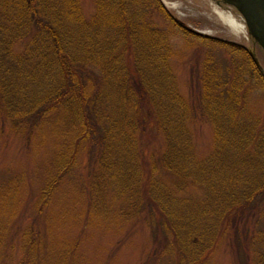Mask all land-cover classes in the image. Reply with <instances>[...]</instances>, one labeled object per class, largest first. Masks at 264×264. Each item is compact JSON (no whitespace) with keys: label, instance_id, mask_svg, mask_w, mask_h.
<instances>
[{"label":"trees","instance_id":"16d2710c","mask_svg":"<svg viewBox=\"0 0 264 264\" xmlns=\"http://www.w3.org/2000/svg\"><path fill=\"white\" fill-rule=\"evenodd\" d=\"M153 11L169 23L153 21ZM174 33L239 56L206 52L203 58L198 103L212 126L204 158L193 153L190 106L169 62ZM257 82L264 85V77L244 45L196 34L160 0H95L89 16L79 0H0V121L32 131L56 115L77 139L90 135V149L99 147L96 174L109 179L113 169L125 171L114 193L135 211L162 212L157 225L191 259L225 234L236 244L239 237L253 244L262 239L264 248V114L248 101ZM146 129L164 142L148 168L141 160ZM70 148L56 154L36 207L69 167ZM188 185L198 186L201 196L179 195ZM248 223L258 227L247 229ZM24 233L29 249L37 243L35 229Z\"/></svg>","mask_w":264,"mask_h":264},{"label":"rangeland","instance_id":"374dc122","mask_svg":"<svg viewBox=\"0 0 264 264\" xmlns=\"http://www.w3.org/2000/svg\"><path fill=\"white\" fill-rule=\"evenodd\" d=\"M160 1L189 30L244 45L247 51H253L264 70V53L232 6L214 0ZM79 4L85 16L94 11L95 0H79ZM215 8L233 15L242 23V30H233L224 23ZM151 18L161 26L169 23L158 11H153ZM190 39L179 33L171 36L174 53L169 62L178 91L190 106L187 127L193 153L204 158L212 147V126L198 103V75L203 58L206 52L239 56L227 47ZM259 83L248 92V101L256 114L263 115L264 85ZM89 136L77 139L71 127L56 115L32 131L12 130L10 122L0 121V264H254V260L264 263L262 239L253 244L244 243L239 237L236 244L225 234L218 242L215 238L209 248L201 249L194 259L186 254V249L171 245L172 234L165 237L163 226L157 225L163 219L162 212H145L141 207L135 211L124 196L114 193L121 186L125 171L113 169L109 179L96 174L99 147L90 149ZM142 138L145 142L141 160L147 162L148 168L164 142L154 129H146ZM68 145L74 154L69 167L55 183L48 201L36 207L40 187L54 173L56 154ZM160 168L157 165L156 169ZM162 176L169 178L164 172ZM200 193L196 185L178 192L187 197ZM29 227L35 229L33 238L37 243L26 249L24 231ZM245 227L253 230L258 226L248 223ZM215 228L219 231L221 225Z\"/></svg>","mask_w":264,"mask_h":264},{"label":"water","instance_id":"95a60500","mask_svg":"<svg viewBox=\"0 0 264 264\" xmlns=\"http://www.w3.org/2000/svg\"><path fill=\"white\" fill-rule=\"evenodd\" d=\"M216 2L232 6L241 15L247 33L264 53V0H216ZM194 32L197 34L201 33L198 30H194ZM248 53L264 77V70L261 68L253 51L248 50Z\"/></svg>","mask_w":264,"mask_h":264},{"label":"bare ground","instance_id":"6f19581e","mask_svg":"<svg viewBox=\"0 0 264 264\" xmlns=\"http://www.w3.org/2000/svg\"><path fill=\"white\" fill-rule=\"evenodd\" d=\"M214 11L219 16V18L233 30H240L243 27L242 23L236 20L229 12H225L217 8H215Z\"/></svg>","mask_w":264,"mask_h":264},{"label":"flooded vegetation","instance_id":"af4514ba","mask_svg":"<svg viewBox=\"0 0 264 264\" xmlns=\"http://www.w3.org/2000/svg\"><path fill=\"white\" fill-rule=\"evenodd\" d=\"M214 1H216V0H214ZM218 3V2H217ZM218 4H222L221 2H219Z\"/></svg>","mask_w":264,"mask_h":264}]
</instances>
